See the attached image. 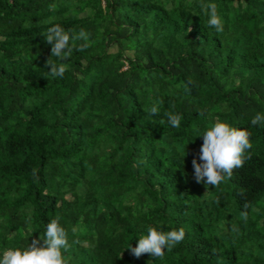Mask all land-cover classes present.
I'll use <instances>...</instances> for the list:
<instances>
[{
	"label": "trees",
	"instance_id": "16d2710c",
	"mask_svg": "<svg viewBox=\"0 0 264 264\" xmlns=\"http://www.w3.org/2000/svg\"><path fill=\"white\" fill-rule=\"evenodd\" d=\"M0 264H264V0H0Z\"/></svg>",
	"mask_w": 264,
	"mask_h": 264
},
{
	"label": "rangeland",
	"instance_id": "374dc122",
	"mask_svg": "<svg viewBox=\"0 0 264 264\" xmlns=\"http://www.w3.org/2000/svg\"><path fill=\"white\" fill-rule=\"evenodd\" d=\"M110 50V49H109ZM113 50V49H112ZM10 254H6V256H9Z\"/></svg>",
	"mask_w": 264,
	"mask_h": 264
}]
</instances>
